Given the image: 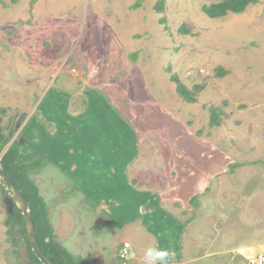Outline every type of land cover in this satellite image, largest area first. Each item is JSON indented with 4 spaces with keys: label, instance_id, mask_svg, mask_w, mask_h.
<instances>
[{
    "label": "rangeland",
    "instance_id": "obj_1",
    "mask_svg": "<svg viewBox=\"0 0 264 264\" xmlns=\"http://www.w3.org/2000/svg\"><path fill=\"white\" fill-rule=\"evenodd\" d=\"M221 1L0 0V129L5 136L13 131L5 150L21 139L19 128L32 122L54 88L46 86L52 71L44 65L84 70L91 89L96 74L104 88L130 101L124 109L142 128L150 127L146 115L155 118L157 145L166 140L167 127L178 130L166 156L171 181H163L158 158L152 178L162 181L141 185L168 191L167 225H175L166 217L173 211L192 221L185 238L198 239L195 264H253L264 257V0L219 19L202 11ZM211 112L217 125H210ZM105 114L115 119L114 112ZM148 146L157 154L154 141ZM49 172L34 170L32 177L47 184L50 212L42 224L72 256L68 264H121L117 249L127 232L106 216L93 218L97 212L83 199L59 196L66 181ZM9 197L0 182V264H31L24 221L16 203L5 201Z\"/></svg>",
    "mask_w": 264,
    "mask_h": 264
},
{
    "label": "crops",
    "instance_id": "obj_2",
    "mask_svg": "<svg viewBox=\"0 0 264 264\" xmlns=\"http://www.w3.org/2000/svg\"><path fill=\"white\" fill-rule=\"evenodd\" d=\"M43 69L52 71L51 76L47 77L46 86L54 88L50 90L49 98L38 105L32 122L26 120L19 128L23 146L18 161L29 166L28 177L35 185L38 197L43 200L47 213L50 212L44 187L47 184L39 175L35 180L32 177L34 170L39 174L45 167L49 174V169L57 174L53 178L60 176L67 182L63 180L66 187L59 196L65 195L75 201L83 199L84 207L88 206L91 212H97V215H92L93 218L106 216V221L117 223V231L121 230L122 234L127 232L125 237L128 240L123 243L129 244L133 255L124 264H144V252L149 247L167 249L172 254L168 264H195L197 256L192 255L198 239L185 238L192 221L186 222L183 216H177L173 211L167 213L166 217H170L175 225H167L163 215V199H170L168 191L162 187L157 190L141 185L162 179L171 181V167L166 164V156L169 154L167 151L175 148L172 136L178 130L167 127V135L163 133L166 140L159 146L152 129L157 124L155 118L146 115L150 127L146 130L142 128L131 109H124L129 107L127 103L130 101L104 88L101 77L95 73V87L92 89L96 95L93 96L89 91L91 87L88 88L84 82V70L74 73L66 67V63L59 62L44 65ZM75 76L79 77L75 79ZM83 88L87 92H81ZM141 106L132 104L130 108L138 109ZM105 111L114 112L115 119L105 114ZM34 121L37 122L35 127L32 125ZM153 141L157 146V154L148 152V144ZM158 158L163 168L162 179L152 178L154 163ZM175 206L179 207L177 203ZM155 218L158 220L155 221ZM97 222L93 225H97ZM184 242L188 243V247L184 246Z\"/></svg>",
    "mask_w": 264,
    "mask_h": 264
},
{
    "label": "trees",
    "instance_id": "obj_3",
    "mask_svg": "<svg viewBox=\"0 0 264 264\" xmlns=\"http://www.w3.org/2000/svg\"><path fill=\"white\" fill-rule=\"evenodd\" d=\"M250 3L251 0H223L218 3H212L210 5L203 6L202 11L210 19H219L229 13L240 14ZM176 84L177 91L183 97V99L192 102L193 100L190 96V93H188L182 86L178 85L177 81ZM217 124L218 117L216 116V113L211 112L210 125L214 126ZM12 135L13 131L10 132L9 136H5L3 134V129H0V166L3 171L9 176L15 186L19 189L28 204L35 225L38 246L41 253L53 264H68L73 261L72 256L69 255L67 251L62 249L60 246L56 245V243L51 241L52 238L50 237L51 235L49 232V228L44 227L42 224L46 218L47 211L43 200L38 197L35 185L30 181L28 177L27 169L29 166L27 167L25 165H22L18 161V155L20 149L23 146V140L19 139V141H16L14 144L10 145L5 151V148L9 144V138ZM33 165L36 166V163H33ZM198 199V196H193L190 199V204L194 209L199 206ZM24 232L26 234V245L30 255L28 257L29 262H31V264H42L32 252L25 225ZM41 245L43 246L42 249Z\"/></svg>",
    "mask_w": 264,
    "mask_h": 264
},
{
    "label": "water",
    "instance_id": "obj_4",
    "mask_svg": "<svg viewBox=\"0 0 264 264\" xmlns=\"http://www.w3.org/2000/svg\"><path fill=\"white\" fill-rule=\"evenodd\" d=\"M0 181L11 195V198L15 201L19 210L21 211L32 252L42 264H53L49 259H47L41 253L39 249L34 222L29 207L23 195L21 194L19 189L15 186V184L11 181L9 176L3 171L1 166H0Z\"/></svg>",
    "mask_w": 264,
    "mask_h": 264
},
{
    "label": "clouds",
    "instance_id": "obj_5",
    "mask_svg": "<svg viewBox=\"0 0 264 264\" xmlns=\"http://www.w3.org/2000/svg\"><path fill=\"white\" fill-rule=\"evenodd\" d=\"M74 72V70H73ZM1 182V181H0ZM2 183V182H1ZM4 186V185H3ZM5 188V187H4ZM7 191V190H6ZM8 192V191H7ZM9 193V192H8ZM10 195V194H9ZM12 199L11 195L9 198ZM5 199V201H6ZM13 200V199H12ZM14 201V200H13ZM15 202V201H14ZM27 203V202H26ZM28 205V204H27ZM17 206V205H16ZM18 208V207H17ZM19 209V208H18ZM11 210V208H10ZM22 215V214H21ZM35 226V225H34ZM124 244V243H123ZM123 248V245H122ZM121 248V249H122ZM120 249V250H121ZM119 250V251H120ZM118 251V253H119ZM172 254L167 249H161L159 247H149L144 252V264H168V260ZM263 257V256H262ZM258 259V258H257ZM257 260L253 261V264H256Z\"/></svg>",
    "mask_w": 264,
    "mask_h": 264
},
{
    "label": "built area",
    "instance_id": "obj_6",
    "mask_svg": "<svg viewBox=\"0 0 264 264\" xmlns=\"http://www.w3.org/2000/svg\"><path fill=\"white\" fill-rule=\"evenodd\" d=\"M128 249H129V244L124 243L123 248L119 251V257L121 259H126L128 257V255H129ZM256 264H264V257L259 256L257 261H256Z\"/></svg>",
    "mask_w": 264,
    "mask_h": 264
},
{
    "label": "flooded vegetation",
    "instance_id": "obj_7",
    "mask_svg": "<svg viewBox=\"0 0 264 264\" xmlns=\"http://www.w3.org/2000/svg\"><path fill=\"white\" fill-rule=\"evenodd\" d=\"M8 146V145H7ZM8 149V148H7ZM6 151V150H5ZM6 201H8L9 203L11 202L10 201V199H6ZM8 205V204H7ZM8 211H11V210H8ZM24 221V220H23ZM24 225H25V223H24ZM36 231V230H35ZM37 236V235H36ZM38 241V240H37ZM128 253H129V255H128V257L126 258V259H121L120 257H119V253L117 252V258L118 259H120L121 260V264H124V263H126V262H128V260H129V258H131V255H133V253H132V251L130 250V247H129V249H128Z\"/></svg>",
    "mask_w": 264,
    "mask_h": 264
}]
</instances>
